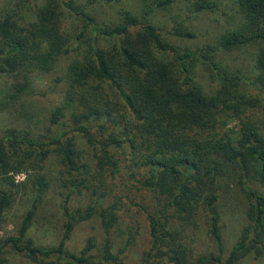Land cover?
Listing matches in <instances>:
<instances>
[{"label": "trees", "instance_id": "obj_1", "mask_svg": "<svg viewBox=\"0 0 264 264\" xmlns=\"http://www.w3.org/2000/svg\"><path fill=\"white\" fill-rule=\"evenodd\" d=\"M117 1L5 0L0 6V74L13 77L0 99V113L16 114L23 124L0 126V177L13 188L30 191L18 234L3 238L0 254L10 246L35 264H126L121 253L131 238L112 252L119 197L103 203L111 193L107 178L122 174L124 166L138 188L151 192L154 204L148 211L150 244L138 264H240L247 254L260 256L264 0H232L241 26L196 47L172 42L153 20L156 9L173 0H144L140 11L120 9L112 22L87 8ZM185 1L201 11L214 9L219 0ZM170 33L195 36L179 23ZM244 50L249 52L242 62L246 69L223 63L224 52ZM68 53L73 57L62 76L65 104L52 110L45 127L33 126V114L24 107L32 73L49 72ZM200 66L210 72L212 87L199 79ZM75 132L93 147L94 165L83 159ZM52 154L61 164L59 186L68 187L61 200L66 219L59 241L43 246L28 229L50 184L45 168ZM23 172L26 178L17 181ZM234 187L247 199L248 223L226 252L220 200ZM82 190L90 201L71 208V193ZM1 193L6 195L0 206L7 198ZM96 213L106 234L101 249L93 253L90 236L82 249L70 250L67 241L75 225ZM203 234L212 240V250L199 249ZM0 264H5L2 256Z\"/></svg>", "mask_w": 264, "mask_h": 264}, {"label": "rangeland", "instance_id": "obj_2", "mask_svg": "<svg viewBox=\"0 0 264 264\" xmlns=\"http://www.w3.org/2000/svg\"><path fill=\"white\" fill-rule=\"evenodd\" d=\"M85 3L87 0H76ZM144 0H119L111 4L104 2L93 3L87 5V8L100 20L112 22L118 19V11L120 9H130L138 12ZM5 0H0V6ZM153 20L157 23L160 30L170 40L177 45L199 46L208 42H214L217 37L229 28H239L242 19L236 11L235 4L232 0H219L217 6L212 10L194 11L188 7L185 0H173L171 4L165 7H159L153 14ZM182 24L191 28L195 32V36L191 38L176 37L170 33V29L176 24ZM240 51V50H237ZM249 52L227 51L224 52L223 63L229 64L233 69H246L244 65L248 61ZM73 54H63L56 61L54 67L49 72L35 71L32 73L33 79L32 92L25 97V109L33 114V118L29 120L33 126L45 127L47 120L53 109L64 102L65 81L63 73L67 63ZM242 62H245L243 65ZM242 64V65H241ZM199 70V79L210 88L212 87L213 78L210 72L202 68ZM12 76L9 74H0V99L5 97L11 84ZM251 91H255L253 87ZM68 115L71 116L72 106L66 109ZM16 114L8 112L0 113V126L15 124L21 126L22 120L18 121ZM69 121L68 118L65 119ZM234 122V121H233ZM232 123L234 125L235 123ZM75 138L78 146L83 151V159L94 165L93 147L86 141L85 137L79 132H75ZM45 170L48 174L50 184L43 193V198L38 204L36 213L33 216L31 225L28 229V235L43 246H52L56 244L64 230L65 215L61 207L63 192L68 187H60L58 177L61 175V164L56 155L52 156L46 162ZM122 174L111 179L107 178L109 190L111 192L104 200V205L110 202L114 196L119 197L120 208L118 210L119 220L115 228L111 232L113 241L112 252L117 253L118 250L125 246L127 238H131V243L123 250L121 256L126 264H138L139 258L149 244V219L148 211L153 209V199L148 189L138 188L137 182L130 177L126 168L122 167ZM52 175V177H51ZM27 172L16 175V180L25 179ZM5 198L0 206V243L4 237L9 234H18L19 225L29 208V188L18 186L13 188L4 179L0 177V197L5 193ZM90 201V195L85 191H73L70 195L69 206L75 208L77 206L84 207ZM222 210V231L226 252L230 251L241 236V232L248 223L246 214L247 199L245 195L240 193L237 188H233L227 195L220 200ZM105 230L102 226L101 218L96 213L91 218L79 221L72 232L71 237L67 241L70 250L78 251L84 247L88 237L92 236L95 243L93 253L101 249L104 239ZM199 249L208 251L213 249L212 240L205 234L197 241ZM225 252V253H226ZM4 258L5 264H35L28 257L19 251L8 246L0 254ZM95 261H98L95 259ZM90 264H98L90 263ZM101 264V263H100ZM111 264V263H103ZM240 264H264V252L253 257L249 254L241 260Z\"/></svg>", "mask_w": 264, "mask_h": 264}]
</instances>
